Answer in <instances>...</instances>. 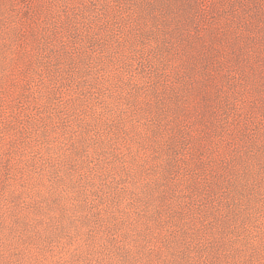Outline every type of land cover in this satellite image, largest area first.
Instances as JSON below:
<instances>
[{
    "label": "rangeland",
    "instance_id": "1",
    "mask_svg": "<svg viewBox=\"0 0 264 264\" xmlns=\"http://www.w3.org/2000/svg\"><path fill=\"white\" fill-rule=\"evenodd\" d=\"M0 264H264V0H0Z\"/></svg>",
    "mask_w": 264,
    "mask_h": 264
}]
</instances>
